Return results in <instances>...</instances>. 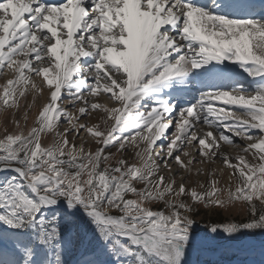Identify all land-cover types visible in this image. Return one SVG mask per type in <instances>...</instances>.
<instances>
[{
  "label": "snow or ice",
  "instance_id": "1",
  "mask_svg": "<svg viewBox=\"0 0 264 264\" xmlns=\"http://www.w3.org/2000/svg\"><path fill=\"white\" fill-rule=\"evenodd\" d=\"M225 62L238 64L252 87L203 91L179 109L158 95L209 64L198 75L222 77L215 65ZM7 72L0 109L18 110L29 86L33 104L45 91L47 100L27 134L15 120L18 131L0 137V173H12L0 177V264H264V238L253 239L264 233V4L0 0ZM93 113L96 123L87 119ZM42 134L52 142L42 144ZM128 149L136 162L124 158ZM217 160L230 170L226 189L215 168L207 183L186 187L194 171L205 172L194 164ZM237 201L247 222L212 224L214 236L193 228L196 206ZM220 232L240 244L221 248Z\"/></svg>",
  "mask_w": 264,
  "mask_h": 264
},
{
  "label": "bare ground",
  "instance_id": "2",
  "mask_svg": "<svg viewBox=\"0 0 264 264\" xmlns=\"http://www.w3.org/2000/svg\"><path fill=\"white\" fill-rule=\"evenodd\" d=\"M257 2L264 3V0H257ZM240 15H243V10L241 11ZM215 67L223 71L227 68L229 72L225 73L222 77L206 78V77H201L200 75H198V73L204 72L206 69H212L213 64H209L200 69H194L192 72L188 73L186 76L173 78L172 80L168 82L169 87L163 88L162 91L158 95L167 96L169 98L170 103L174 102L176 106L179 105L178 107L179 109L181 107H184L187 104L194 103L197 99H199V95L203 91H207L210 89L214 90L217 87L227 89L229 87L234 86V84L236 83H244L248 88H251L254 83L252 81V78L249 77L248 74L244 72L243 69H241L238 64H227V62H225L224 65H215ZM2 77L3 79L6 80V78H12V74L11 72H7L6 74H0V78ZM32 79L36 84L43 86L42 78L33 76ZM5 80L2 83L1 82L0 83L3 85L5 83ZM26 92L31 93V97L27 105V110H28L27 113H29V109H34L36 111L38 106L39 108H41L42 104L45 103L47 100V92L45 91L44 95L36 96L35 103L33 104V96L35 95V93L33 92L30 86ZM37 100H38V103H37ZM105 101H106V97L101 98L100 100L101 103ZM92 102H96V101H92ZM30 104H32L31 108L28 107ZM109 106L112 107L114 105L109 103ZM217 106H219V104ZM237 110L238 109H233V111H237ZM98 115H99L98 113H93L92 116L88 117L87 119H89L91 123H96L98 120ZM27 120H31V117L29 116V114H27ZM23 121L25 120L23 119ZM66 127H68V125ZM201 127H204L205 130H207L206 126L201 125ZM174 130L175 129H174V122H173V127L169 130H166L165 135L166 136L170 135L171 131H174ZM253 134L258 135L259 133H257L254 130ZM77 140L79 141V144H80L79 137L77 138ZM237 141L240 146H243L242 140H240L239 138H236L235 142ZM93 142L94 141L89 140L85 143L86 150H88L92 146ZM79 144L77 146H79ZM224 148L225 150L229 151L233 156L237 154V148L234 146L224 145ZM189 150L191 151L192 149L189 148ZM197 160H199V157H197ZM133 162H136L135 153H134ZM201 167L205 169L204 179L201 180V183H207L208 171H210L212 168H215L217 169V176L220 180V184L218 186L220 185L228 186V178L230 175V170L227 169L220 160H217L214 164L210 162H205L203 164L197 162L196 164H194V169L201 168ZM196 177L197 175L195 174V171H194L193 174L191 175V179L194 181ZM231 186L233 188H235L236 186L234 178L232 180Z\"/></svg>",
  "mask_w": 264,
  "mask_h": 264
},
{
  "label": "rangeland",
  "instance_id": "3",
  "mask_svg": "<svg viewBox=\"0 0 264 264\" xmlns=\"http://www.w3.org/2000/svg\"><path fill=\"white\" fill-rule=\"evenodd\" d=\"M5 79L0 78V82L2 83ZM0 83V85H2ZM31 97L30 92H26V95L22 97L19 101V107L16 112H14L13 109H0V137L4 135V129L7 128L9 132H16L18 129L16 128V125L14 123L15 120L20 121V128L24 131L25 134L30 130L31 127L35 125V118L38 115L39 106L37 107L36 111L34 109H29V116L31 117V120H27L26 122L23 121L25 113L27 110V105L29 102V99ZM38 103V100H37ZM179 105H177V108ZM67 123L61 122L59 124V129L63 131L64 128H66ZM69 139L71 140V136H69ZM52 142V136L51 134H42V144L47 145L48 143ZM236 145L238 144V141L235 142ZM241 143V142H239ZM76 144H79V141H76ZM95 142H93L92 146L89 148L91 150H95ZM235 147V146H234ZM109 151L113 152L116 156V158L119 157L118 153H115V148L109 149ZM124 158L128 159L130 162L134 161V152L131 149H128L124 153ZM112 163H115V159L111 161ZM12 173H0V177H3L5 175H11ZM204 179V173L200 174L196 177V179L193 181L191 179V176H189L188 180L185 182L186 187H193L196 186L197 181L201 182V180ZM177 180H179V176H177ZM136 187H143V185L137 184ZM219 187L227 188L228 186H222ZM234 189V188H233ZM227 192H221L220 198L226 197ZM128 198H134L131 195H129ZM154 208L158 209L163 207L162 204H155L153 205ZM196 215L194 216V219L198 221V224L193 225V228L200 234H207L210 236H214L215 234L209 233L208 228L212 224H224V223H240V222H247L248 219V212H247V206L240 201L234 202L231 205H228L226 208H220V207H205L203 204H200L196 206ZM237 236H241L240 233H237ZM261 238H264V233L257 232L253 239L258 243ZM242 239H248L247 236ZM241 241H232L225 238V234L223 232L219 233V236L217 237V243L218 245L223 249H229L231 247L238 246ZM258 258V257H257ZM69 259H71V256H69Z\"/></svg>",
  "mask_w": 264,
  "mask_h": 264
}]
</instances>
